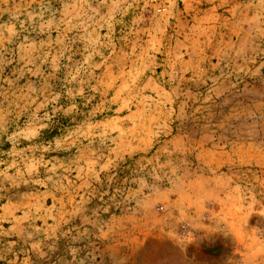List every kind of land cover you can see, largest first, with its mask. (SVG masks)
Here are the masks:
<instances>
[{
    "label": "rangeland",
    "instance_id": "rangeland-1",
    "mask_svg": "<svg viewBox=\"0 0 264 264\" xmlns=\"http://www.w3.org/2000/svg\"><path fill=\"white\" fill-rule=\"evenodd\" d=\"M0 264H264V0H0Z\"/></svg>",
    "mask_w": 264,
    "mask_h": 264
}]
</instances>
